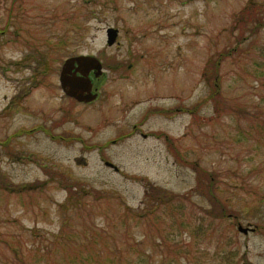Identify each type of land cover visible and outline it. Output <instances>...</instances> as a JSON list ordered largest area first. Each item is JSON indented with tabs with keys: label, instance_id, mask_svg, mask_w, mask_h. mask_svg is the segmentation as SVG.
<instances>
[{
	"label": "rangeland",
	"instance_id": "374dc122",
	"mask_svg": "<svg viewBox=\"0 0 264 264\" xmlns=\"http://www.w3.org/2000/svg\"><path fill=\"white\" fill-rule=\"evenodd\" d=\"M81 250L264 264V0H0V264Z\"/></svg>",
	"mask_w": 264,
	"mask_h": 264
},
{
	"label": "water",
	"instance_id": "95a60500",
	"mask_svg": "<svg viewBox=\"0 0 264 264\" xmlns=\"http://www.w3.org/2000/svg\"><path fill=\"white\" fill-rule=\"evenodd\" d=\"M118 38V31L115 29L108 30V44L112 46ZM75 70V73L72 71ZM97 71V75H101L102 66L100 62L92 56H78L68 59L62 69L60 75V84L67 96L76 99L79 102H92L96 99V95L92 94V82L89 79V72ZM77 73H80L78 76ZM108 166L117 168L113 164L107 163ZM239 230L247 233V229L241 226Z\"/></svg>",
	"mask_w": 264,
	"mask_h": 264
},
{
	"label": "trees",
	"instance_id": "16d2710c",
	"mask_svg": "<svg viewBox=\"0 0 264 264\" xmlns=\"http://www.w3.org/2000/svg\"><path fill=\"white\" fill-rule=\"evenodd\" d=\"M41 130H44V131H46L49 135L51 134V132L48 130V129H46L45 127L43 128V127H41ZM21 133V132H20ZM16 135H19V133H17ZM94 148H96V147H94ZM205 175H206V173L205 172H202V174H201V176H200V178L201 179H203V178H205ZM213 181V180H212ZM83 252L84 251H80L79 253H75L74 255H73V258H71V260H72V262H71V264H83L84 263V259L86 258V257H88V262H89V264H95L96 263V254H94V255H92L93 253H91V255L90 256H85L84 254H83ZM94 252V251H93ZM95 257V258H94ZM70 260V261H71ZM127 263L128 264H132V261H130V260H127Z\"/></svg>",
	"mask_w": 264,
	"mask_h": 264
},
{
	"label": "flooded vegetation",
	"instance_id": "af4514ba",
	"mask_svg": "<svg viewBox=\"0 0 264 264\" xmlns=\"http://www.w3.org/2000/svg\"><path fill=\"white\" fill-rule=\"evenodd\" d=\"M90 72H91V71H90ZM90 72H89V73H90ZM72 73H75V70H73ZM79 74H80V73H79ZM77 75H78V74H77ZM91 75H92V72L90 73L89 76L91 77ZM96 81H97V80H96ZM93 84H94V85L96 84L95 80H94ZM93 89H94L93 91H94L95 93H97L99 88H97L96 86H94ZM97 94H98V93H97ZM98 98H99V94H98V97H97L96 100H98Z\"/></svg>",
	"mask_w": 264,
	"mask_h": 264
}]
</instances>
